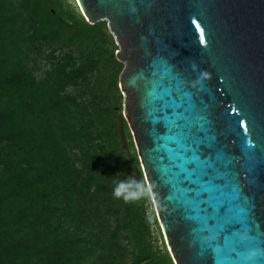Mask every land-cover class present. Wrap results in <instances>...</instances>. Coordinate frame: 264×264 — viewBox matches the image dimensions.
I'll return each mask as SVG.
<instances>
[{
	"label": "water",
	"instance_id": "95a60500",
	"mask_svg": "<svg viewBox=\"0 0 264 264\" xmlns=\"http://www.w3.org/2000/svg\"><path fill=\"white\" fill-rule=\"evenodd\" d=\"M75 1L116 39L119 144L174 264H264V0Z\"/></svg>",
	"mask_w": 264,
	"mask_h": 264
},
{
	"label": "trees",
	"instance_id": "16d2710c",
	"mask_svg": "<svg viewBox=\"0 0 264 264\" xmlns=\"http://www.w3.org/2000/svg\"><path fill=\"white\" fill-rule=\"evenodd\" d=\"M118 50L75 0H0V264H174L119 144Z\"/></svg>",
	"mask_w": 264,
	"mask_h": 264
},
{
	"label": "rangeland",
	"instance_id": "374dc122",
	"mask_svg": "<svg viewBox=\"0 0 264 264\" xmlns=\"http://www.w3.org/2000/svg\"><path fill=\"white\" fill-rule=\"evenodd\" d=\"M76 2V1H75ZM77 3V2H76ZM123 94V93H122ZM124 96V95H123ZM123 106H122V113H123ZM131 137H132V140L134 141V139H133V136H132V133H131ZM134 144H135V142H134ZM155 209V208H154ZM157 236H158V238H159V234L157 233L156 234ZM163 242H165V239L163 238V240H161L160 238H159V245H161ZM166 243V242H165Z\"/></svg>",
	"mask_w": 264,
	"mask_h": 264
},
{
	"label": "clouds",
	"instance_id": "9594fccd",
	"mask_svg": "<svg viewBox=\"0 0 264 264\" xmlns=\"http://www.w3.org/2000/svg\"><path fill=\"white\" fill-rule=\"evenodd\" d=\"M120 188L119 187H117L116 188V190H115V192H114V195H116V196H120Z\"/></svg>",
	"mask_w": 264,
	"mask_h": 264
}]
</instances>
